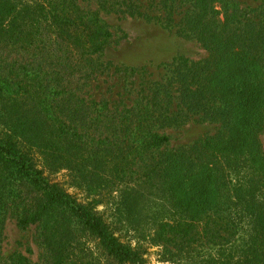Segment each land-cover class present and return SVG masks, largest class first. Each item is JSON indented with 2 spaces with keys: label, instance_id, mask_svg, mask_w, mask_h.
<instances>
[{
  "label": "trees",
  "instance_id": "trees-1",
  "mask_svg": "<svg viewBox=\"0 0 264 264\" xmlns=\"http://www.w3.org/2000/svg\"><path fill=\"white\" fill-rule=\"evenodd\" d=\"M185 2L176 32L208 58H183L163 82L108 97L91 91L126 69L100 59L112 33L97 8L0 0V264H33L1 253L6 218L34 227L40 264H146L142 242L120 238V210L97 209L120 184L160 193L151 244L209 245L218 264H264V17L235 0ZM97 5L150 18L131 0ZM198 112L219 117L221 130L168 146L160 130ZM60 169L65 186L50 177Z\"/></svg>",
  "mask_w": 264,
  "mask_h": 264
},
{
  "label": "rangeland",
  "instance_id": "rangeland-1",
  "mask_svg": "<svg viewBox=\"0 0 264 264\" xmlns=\"http://www.w3.org/2000/svg\"><path fill=\"white\" fill-rule=\"evenodd\" d=\"M97 1L80 0V3L97 8L101 21L112 33L111 42L104 48L100 59L110 61L119 69L125 68L126 75L118 72L107 77L109 79L99 83L98 87L91 91L93 96L103 93L111 97L112 93L121 91L120 87L134 93L144 82H163V79L173 73V66L183 58L189 62H202L208 58L207 51L196 39L183 37L176 32L179 26L177 22L187 7L185 0H131L139 4L140 10L150 17L148 19L102 10ZM235 4L236 7L246 10L254 21L264 17V0H235ZM169 17L170 21H167ZM130 68L133 69L132 73ZM131 93L127 95L129 98L132 97ZM205 117H202V112L187 114L176 127L165 128L160 132L168 135V146L187 145L199 137L221 130L219 117ZM258 139L264 152V127L259 132ZM229 176L233 179V172H230ZM50 177L62 181L65 186L64 169L51 173ZM159 198L160 193L155 187L120 184L112 188L108 200L97 209H102L108 218L111 214L114 215L115 207L120 210V219L114 217V221L119 225L120 238H129L132 242L140 240L145 249L143 257L146 264H218L220 257L217 256L215 248L209 245H192L186 250H177L175 247L164 250L159 245L151 244V215L160 209L162 202ZM33 230L32 225L19 229L12 219L6 218L2 229L1 253L7 255L19 251L25 254L31 263L40 264L39 249L32 242ZM84 246L94 251L91 242L85 241ZM26 249L28 252H25ZM168 252L172 255V262L167 260Z\"/></svg>",
  "mask_w": 264,
  "mask_h": 264
}]
</instances>
